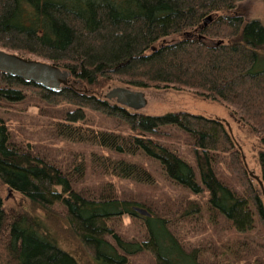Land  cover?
I'll return each mask as SVG.
<instances>
[{
    "label": "trees",
    "instance_id": "obj_1",
    "mask_svg": "<svg viewBox=\"0 0 264 264\" xmlns=\"http://www.w3.org/2000/svg\"><path fill=\"white\" fill-rule=\"evenodd\" d=\"M240 1L0 0V49L52 63L74 81L51 91L0 72V102L24 103L32 90L44 103L40 113L49 134L84 150L58 157L16 141L0 117L1 185L46 219L65 221L94 264L144 258L146 264H264V197L220 119L187 111L135 112L83 89L118 83L187 90L229 108L258 142L264 190V25L240 14ZM49 107L57 108L55 115L42 113ZM90 114L116 128L103 127ZM137 158L194 195V202L186 200L187 208L159 205L158 213L111 184L83 183L85 177H111L153 187L155 173L132 161ZM223 165L231 182L219 174ZM193 220L201 235L189 243L178 223ZM47 229L36 216L6 209L0 197V264H77Z\"/></svg>",
    "mask_w": 264,
    "mask_h": 264
},
{
    "label": "rangeland",
    "instance_id": "obj_2",
    "mask_svg": "<svg viewBox=\"0 0 264 264\" xmlns=\"http://www.w3.org/2000/svg\"><path fill=\"white\" fill-rule=\"evenodd\" d=\"M238 7L240 14H243L244 16L249 18H256L264 25V0H241L238 3ZM173 39L174 38H168L169 41ZM25 58L42 61V59L32 56ZM69 84L71 85V83ZM116 86L123 85L112 83L111 87H105L102 90L93 88L85 89V87H83V89L87 90V92H91L95 95L103 97L108 89ZM142 92L144 93L147 102L145 107L141 110L142 113L159 115L172 111H187L192 114H200L206 117L220 119L225 124L226 129L231 134L235 145L238 146L240 150L241 157H243L242 159L245 163V168L247 169V174L251 172L254 175H259V166L257 162V152L259 149L258 142L248 131V129L233 117L229 108H225L216 102L205 101L195 96L191 91L187 90L178 91L173 89H142ZM26 95L27 98L25 102L21 104L9 106L4 102H0V117H2L7 124L11 125L9 126V128L11 129L13 138L16 141L19 140L21 142L28 143L37 147H44L47 151L55 152L56 155L58 153H61V155H59L58 157H68L69 155H66V153H70V157H74L76 155L80 156L81 152L84 153L82 146L66 144L58 137H54L53 135L49 134V130L45 125L46 117H43L40 113V108L44 107V103L36 98V95L32 90H28L26 92ZM37 104H39V106H36ZM63 107L68 106H61V108ZM61 108L59 107V109ZM43 109L44 108H42V110ZM48 110L51 115H55V113L58 111L56 107H49V109H44L42 113L47 112ZM90 115L103 127L113 129L116 128L115 122L109 119L101 118L96 114ZM180 141L181 139H179L177 147L181 150L180 153L183 155V157L187 158L184 150L185 145L183 143L179 144L181 143ZM89 151L90 150H88V152ZM132 161L140 163L143 166L145 165L147 169H151L155 173L156 179L155 185L153 187L139 188L133 183L127 181L118 182L116 178L111 177L99 178L100 180L96 179L93 181H91L88 177H85L83 183L84 185L90 184L91 186H93V184L97 185V182L99 181L111 184L116 190L121 192L123 195H126L127 197H131L132 199L137 201H146L147 203H150L158 213L161 211L159 205L161 207L164 204L169 205L175 203L176 205L182 204L187 208V204L185 203L186 200H192L194 202V195L187 193L182 189H178L177 187H173L166 180L164 181L163 175H160L157 169H153V165L150 164L147 160L137 158L132 159ZM221 167L224 171V173L219 172L221 178L224 181H230V175L224 168V165ZM250 179L253 181L254 185H257L256 181L252 177H250ZM233 180V184H237L234 178ZM258 191L261 195L259 189ZM0 197L2 198L3 205L6 209L13 208L16 210H21L41 219L43 226H45V228H49V230L47 229V232L53 236L52 238L55 240L57 246L70 254L75 259L77 264H94L91 257L80 246L77 239L68 230L65 221H63L61 218H58L56 216L57 214L55 215L57 217H55L56 220L46 219L42 215V211L30 205V203L19 193L12 190L8 192V188L1 185V183ZM122 219V224L124 225V227H127V225L130 223V219L125 216ZM178 224L180 226L179 230L186 234L185 239L187 240V242L190 243L194 241V239L200 237L201 225L197 223L194 226V220L192 223L193 225L190 224L191 226H186L185 224L180 222ZM128 229L131 232L136 231L135 226H129ZM130 236L132 235L130 234ZM146 261V258H144V262L138 261L136 259L132 264H146Z\"/></svg>",
    "mask_w": 264,
    "mask_h": 264
},
{
    "label": "water",
    "instance_id": "obj_3",
    "mask_svg": "<svg viewBox=\"0 0 264 264\" xmlns=\"http://www.w3.org/2000/svg\"><path fill=\"white\" fill-rule=\"evenodd\" d=\"M0 72L20 78L25 82H32L51 91H57L74 82L66 70L52 63L25 58L2 49H0ZM103 97L111 103L135 112L141 111L147 103L142 90L123 86L108 89ZM248 174L258 183L264 197V190L259 177L251 172ZM9 191L10 189H8ZM134 210L139 214L148 215V212L141 207L135 206Z\"/></svg>",
    "mask_w": 264,
    "mask_h": 264
}]
</instances>
